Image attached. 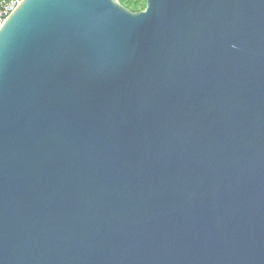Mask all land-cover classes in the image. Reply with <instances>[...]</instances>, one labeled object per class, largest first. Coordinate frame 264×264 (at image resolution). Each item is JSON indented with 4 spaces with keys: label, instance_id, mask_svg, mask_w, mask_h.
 Instances as JSON below:
<instances>
[{
    "label": "water",
    "instance_id": "95a60500",
    "mask_svg": "<svg viewBox=\"0 0 264 264\" xmlns=\"http://www.w3.org/2000/svg\"><path fill=\"white\" fill-rule=\"evenodd\" d=\"M0 264H264V0H23Z\"/></svg>",
    "mask_w": 264,
    "mask_h": 264
},
{
    "label": "built area",
    "instance_id": "2783aa9c",
    "mask_svg": "<svg viewBox=\"0 0 264 264\" xmlns=\"http://www.w3.org/2000/svg\"><path fill=\"white\" fill-rule=\"evenodd\" d=\"M23 0H0V28Z\"/></svg>",
    "mask_w": 264,
    "mask_h": 264
},
{
    "label": "trees",
    "instance_id": "16d2710c",
    "mask_svg": "<svg viewBox=\"0 0 264 264\" xmlns=\"http://www.w3.org/2000/svg\"><path fill=\"white\" fill-rule=\"evenodd\" d=\"M118 1L133 12L143 11L147 6V0H118Z\"/></svg>",
    "mask_w": 264,
    "mask_h": 264
}]
</instances>
